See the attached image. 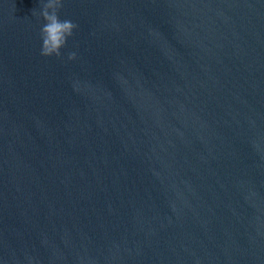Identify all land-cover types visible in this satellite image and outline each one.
I'll list each match as a JSON object with an SVG mask.
<instances>
[{"label":"water","instance_id":"95a60500","mask_svg":"<svg viewBox=\"0 0 264 264\" xmlns=\"http://www.w3.org/2000/svg\"><path fill=\"white\" fill-rule=\"evenodd\" d=\"M39 3L0 0V264H264V0H63L59 58Z\"/></svg>","mask_w":264,"mask_h":264},{"label":"clouds","instance_id":"9594fccd","mask_svg":"<svg viewBox=\"0 0 264 264\" xmlns=\"http://www.w3.org/2000/svg\"><path fill=\"white\" fill-rule=\"evenodd\" d=\"M63 0H40L39 18L43 21L40 29V54L44 57H60V50L66 45L77 25L71 20H61L58 10L62 7ZM33 15H37L36 12ZM75 53L67 55L69 61L75 59Z\"/></svg>","mask_w":264,"mask_h":264}]
</instances>
